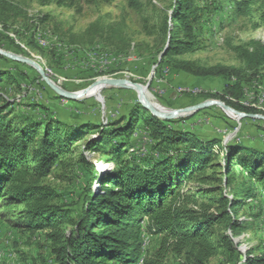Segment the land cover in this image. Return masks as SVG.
Segmentation results:
<instances>
[{"label": "rangeland", "instance_id": "374dc122", "mask_svg": "<svg viewBox=\"0 0 264 264\" xmlns=\"http://www.w3.org/2000/svg\"><path fill=\"white\" fill-rule=\"evenodd\" d=\"M175 1L12 0L15 9L8 12L6 21L0 19V34H9L14 43L11 46L9 40L0 36V49L37 61L51 79L70 92L83 91L100 80L108 79L141 84L149 92V97L145 95L142 100L143 104L149 102L154 107L151 98L166 106L165 101L169 100L183 105L175 108L218 101L184 117L169 118L160 113L157 117L170 120L168 124L172 128L192 131L207 147L214 141L210 149L212 161L205 172L212 178H209L208 185L223 186L225 194L232 196L234 188L248 173L243 167L236 166L232 179L226 178L230 174L225 168L224 145L237 141L264 149V132L258 131L264 129V118L259 116L264 114H241L233 110L228 105L231 97L220 90L222 82L202 72L212 67H243L240 48L251 46L253 40L264 43V0H192L193 12L187 23L190 34L200 42V49L174 56L159 75L156 61L168 49V43L173 39L187 38V33L171 19ZM167 26L169 31H165ZM17 61L14 64L8 58H0V70L9 68L18 77L16 83L0 84V106L8 104L7 110L19 118L23 117L21 120L33 116L39 120L51 117L68 121L96 120L98 128L88 138L97 137L105 125L114 128L126 124L128 112L140 98V91L134 87L132 90L128 84L107 82L97 84L79 98L60 97L35 67ZM258 75L264 76V69H260ZM256 82L254 85L261 90V97L255 105L264 109V83ZM119 90L125 91L117 99ZM245 104L252 105L251 99L245 100ZM224 106L231 110L226 111ZM224 115L228 117L229 124L237 127V133L229 131L226 122L218 119ZM110 121L113 124L108 125ZM240 128L255 132L251 137L246 136L245 129ZM238 135L240 137L236 139ZM133 141L136 147L127 149L126 156H130L135 148L134 153L148 151L151 157L158 158L164 150H153L155 145L142 129L134 134ZM84 143L85 140L75 143V153L68 162L76 161L83 154L100 170V174L115 166V161L107 155L109 146L99 152L86 150ZM104 163L106 169L102 168ZM75 170L73 181L57 176L63 171V174H70L69 169L58 168L45 183L62 194V202L77 209L79 195L90 175L83 165L75 164ZM257 170L264 171V163ZM222 179L225 181H218ZM202 186L207 184L193 179L185 182L182 189L196 190ZM238 218L247 222V229L233 238L237 256L232 258L220 253L208 264H240L247 255L264 254V194L258 193L255 198L244 201ZM146 224L148 220L143 223ZM226 229L225 225L214 227L218 233ZM161 238L162 235L144 233L143 249H147L148 254L154 252ZM0 245V264H52L50 243L44 231L26 232L2 216ZM182 258L170 254L168 264H179Z\"/></svg>", "mask_w": 264, "mask_h": 264}, {"label": "trees", "instance_id": "16d2710c", "mask_svg": "<svg viewBox=\"0 0 264 264\" xmlns=\"http://www.w3.org/2000/svg\"><path fill=\"white\" fill-rule=\"evenodd\" d=\"M14 9L12 0H0V19L6 21L8 12ZM192 12V0L175 1L171 19L187 38L168 43V49L156 61L159 75L174 56L200 49L187 23ZM169 29L167 26L165 31ZM0 36L13 45L9 34ZM240 51L243 67H212L202 74L222 82L220 90L231 97L228 105L233 110L264 114V109L255 105L261 90L254 85L256 80L264 83V76L258 75L264 69V43L253 40L251 46H243ZM0 58L19 62L2 53ZM17 81L11 69L0 70V84ZM123 91L119 90L117 99ZM247 99L252 105L245 104ZM165 103L171 108L183 106L170 100ZM7 109L8 104L0 106V216L26 232L44 231L52 264H168L170 254L183 257L179 264H208L220 253L237 256L233 238L247 229V222L238 218L241 207L247 199L264 194V171L257 170L264 163V149L237 141L224 145L225 168L230 174L226 178L232 179L236 166L248 173L232 196H227L223 186L208 185L210 177L205 175L214 141L207 147L192 131L170 127V120L153 115L140 98L128 112L126 124L114 128L105 125L99 136L89 138L98 128L96 120H39L35 116L21 120L23 117ZM218 119L229 129L237 128L227 122L226 115ZM139 129L149 134L153 150L164 149L158 158L148 151L134 153L135 148L126 156L127 149L136 147L133 136ZM81 140H85L86 150L102 152L109 146L107 155L115 166L100 174L83 154L68 162L75 153V143ZM75 164L83 165L90 175L77 209L62 202V194L45 183L58 168L69 169L70 174L63 171L57 176L73 181ZM193 179L207 186L182 189ZM220 225H225L226 231L214 230ZM144 233L162 235L159 246L149 254L142 249ZM246 258L240 264H264V254Z\"/></svg>", "mask_w": 264, "mask_h": 264}, {"label": "water", "instance_id": "95a60500", "mask_svg": "<svg viewBox=\"0 0 264 264\" xmlns=\"http://www.w3.org/2000/svg\"><path fill=\"white\" fill-rule=\"evenodd\" d=\"M0 53L4 54L5 56H8L10 58H14V59H17V60H21L23 62H26L30 65H32L33 67H35L37 69V71L39 72V74L41 75V77L43 78V80L47 83V85L56 93L58 94L59 96L61 97H66V98H79V97H82L84 95H86L89 90L95 86H97V84H101L103 82H107V83H125V84H128L131 88V86L134 84V83H131V82H127V81H121V80H100L98 82H96L94 85H92L90 88L88 89H85L83 91H79V92H70V91H67L66 89H64L63 87H61L60 85H58L53 79H51L47 73L45 72V70L43 69V67L35 60L33 59H30V58H27V57H22V56H18V55H15L13 53H5L3 52L1 49H0ZM136 85H138L140 87V90L142 92V94L140 93L139 94V97L141 100H143L145 98V87H143L141 84L139 83H135ZM209 103H219L218 101H208V102H203V103H200V104H197V105H193V106H189V107H183V108H174L173 110H176V111H181V110H187L189 112V115L197 110H199L201 107L209 104ZM221 104V103H220ZM154 115L156 116H159L158 113L160 112V110H158L157 108H155L154 106H152L151 104L148 103H145L144 104ZM225 110L226 111H229L231 110V108L229 106H224ZM240 113V112H239ZM241 114H244V113H241ZM261 116L262 118H264V115H259Z\"/></svg>", "mask_w": 264, "mask_h": 264}, {"label": "bare ground", "instance_id": "6f19581e", "mask_svg": "<svg viewBox=\"0 0 264 264\" xmlns=\"http://www.w3.org/2000/svg\"><path fill=\"white\" fill-rule=\"evenodd\" d=\"M133 87L138 89V90H140V87L138 85H136L135 83L131 86V88H133ZM145 95H147L149 97V92L147 91V89H145ZM151 101L155 105V108L160 110V112H159L160 114H164L165 116H167L169 118H178V117H184V116L189 115V112L187 110L176 111V110H173L174 108L168 107V106H166L165 104H163L162 102H160V101H158L156 99L151 98ZM229 131H231L233 133H237L238 129H236V128L233 129L232 128V129H229ZM245 132H246L245 133L246 136L248 135V136L251 137L252 133L255 132V131L245 130ZM250 143H252V142H250ZM105 166L106 165L104 163V165H102V168L106 169L107 166L106 167Z\"/></svg>", "mask_w": 264, "mask_h": 264}, {"label": "built area", "instance_id": "2783aa9c", "mask_svg": "<svg viewBox=\"0 0 264 264\" xmlns=\"http://www.w3.org/2000/svg\"><path fill=\"white\" fill-rule=\"evenodd\" d=\"M145 248V246H142V249ZM139 264H140V261H139Z\"/></svg>", "mask_w": 264, "mask_h": 264}]
</instances>
